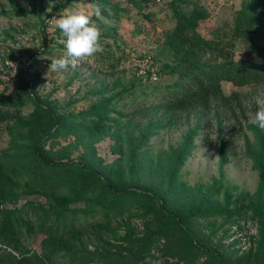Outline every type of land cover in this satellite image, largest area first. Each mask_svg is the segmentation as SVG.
Masks as SVG:
<instances>
[{
  "label": "rangeland",
  "instance_id": "rangeland-1",
  "mask_svg": "<svg viewBox=\"0 0 264 264\" xmlns=\"http://www.w3.org/2000/svg\"><path fill=\"white\" fill-rule=\"evenodd\" d=\"M244 1L43 0L41 10L52 15L44 18L42 51L43 15L33 10L29 0H0V180L18 204L27 205L28 200L44 205L51 197L68 198L77 166L85 164L116 188L162 194L170 208L186 209L206 196L207 204L219 210L217 215L191 221L197 239L225 252L229 264H259V218L253 206L264 170V129L251 121L264 106V83L234 86L221 81L227 98L211 97L206 107L168 110L164 98L170 87L165 86L174 82L175 74L161 73L163 63H171L159 52L163 32L174 24V6L199 7L206 14L197 18L198 33L206 39H225L234 12ZM95 5L102 8L99 18L92 15V22L101 34L103 51L84 58L75 69H49L51 61L65 52L55 18L67 11L91 15ZM229 50L235 60L264 62L259 57L264 51L258 53L241 40ZM147 71L154 72L156 79ZM104 99L110 100L104 117L86 113ZM35 103L69 113L63 121L65 129L57 131L44 123L20 126L18 119H28ZM45 133L40 142L43 153L76 165L48 187L36 177L44 171L36 169L38 161L29 152L31 142ZM96 196L97 191L70 205L76 212L68 218L80 229L55 237L57 247L48 264H104L93 261L95 253L118 252L125 245L121 238L127 229L140 236L151 220L150 215L143 216L144 202L137 199L107 215L101 209L77 211ZM28 208L23 210L36 225L43 212ZM44 237L36 234L25 243L43 255ZM154 256L156 264L178 263L165 253L154 251ZM203 260L194 264H205Z\"/></svg>",
  "mask_w": 264,
  "mask_h": 264
},
{
  "label": "trees",
  "instance_id": "trees-1",
  "mask_svg": "<svg viewBox=\"0 0 264 264\" xmlns=\"http://www.w3.org/2000/svg\"><path fill=\"white\" fill-rule=\"evenodd\" d=\"M33 10L41 13L39 29L42 34L41 50L45 48V20L52 12L41 10L43 0H29ZM68 1V0H67ZM187 4V3H185ZM174 24L163 32L159 52L169 59L171 65L163 63L161 73L173 75L174 82L170 92H166L165 107L168 110H185L193 106L206 107L211 97L225 99L220 82H229L234 86L264 83V62L249 59L235 60L229 47L235 40L243 41L246 47L257 48L258 53L264 51V0H246L234 12L232 23L228 29V38L218 36L210 39L203 38L196 30L197 18L206 13L199 7L191 5L189 10L178 6L172 8ZM264 58V54H259ZM29 59L34 62L33 56ZM148 72V71H147ZM152 72V71H151ZM150 72V73H151ZM149 73V72H148ZM149 73V74H150ZM231 95V94H230ZM109 99L93 106L87 114L104 117L108 110ZM69 113L54 112L47 103H35L31 116L19 120L20 126L47 124L55 130H64L63 121ZM47 137L33 140L29 152L38 161L36 169L44 174L36 177L43 187L59 183L63 175L76 166L71 160L60 161L48 158L42 151L40 142ZM264 170H260V183L253 206L255 215L259 218L258 250L259 264H264ZM68 198L64 196L51 197L44 205L32 201L18 204L13 192L5 181L0 180V264H48L51 262L55 247L56 236L63 235L68 230L76 231L81 225H74L70 220L76 212L70 206L86 195L97 191L92 203H85L83 211L92 213L101 209L106 215L120 210L129 199L144 202L143 216L150 215V222L141 230L140 236L127 229L121 238L125 243L119 246V251L111 252L102 249L94 254L95 262L104 264H156L154 251L176 259L180 264H194L196 259L204 257L205 264H229L226 254L214 247H208L197 239V233L191 221L197 217H207L218 213V208L208 205L206 196H202L194 206L186 209L170 208L165 205L163 195L158 192L136 191L128 188H116L103 178L102 173L90 166H77L74 174V185ZM39 208L43 214L36 225L26 215L27 211ZM68 218V219H67ZM43 234L41 242L43 255H38L25 243L27 237ZM177 263V264H178ZM164 264H170L165 261Z\"/></svg>",
  "mask_w": 264,
  "mask_h": 264
},
{
  "label": "clouds",
  "instance_id": "clouds-1",
  "mask_svg": "<svg viewBox=\"0 0 264 264\" xmlns=\"http://www.w3.org/2000/svg\"><path fill=\"white\" fill-rule=\"evenodd\" d=\"M101 14V6L95 5L91 15L83 11H67L55 18V26L64 37L65 52L61 57L51 61L49 69L53 71L75 69L84 58L103 51L99 43L101 34L96 24L92 22V15L99 18ZM251 122L264 129V106L257 109Z\"/></svg>",
  "mask_w": 264,
  "mask_h": 264
},
{
  "label": "built area",
  "instance_id": "built-area-1",
  "mask_svg": "<svg viewBox=\"0 0 264 264\" xmlns=\"http://www.w3.org/2000/svg\"><path fill=\"white\" fill-rule=\"evenodd\" d=\"M144 61H146V58H144ZM150 78H151L152 80H155V79H156V75H155L154 72H151V73H150Z\"/></svg>",
  "mask_w": 264,
  "mask_h": 264
}]
</instances>
